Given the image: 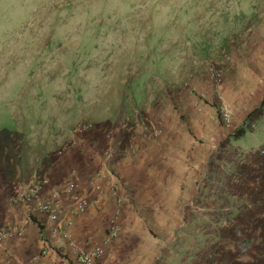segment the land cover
Segmentation results:
<instances>
[{
    "label": "rangeland",
    "instance_id": "rangeland-1",
    "mask_svg": "<svg viewBox=\"0 0 264 264\" xmlns=\"http://www.w3.org/2000/svg\"><path fill=\"white\" fill-rule=\"evenodd\" d=\"M242 64L252 77L237 74ZM74 140L113 163L146 141V165L163 174L154 183L235 182L256 193L264 187L252 163L264 157V0H0V157L12 181L0 188V209H15L13 188L23 186L9 161L35 164L47 151L48 162Z\"/></svg>",
    "mask_w": 264,
    "mask_h": 264
},
{
    "label": "crops",
    "instance_id": "crops-1",
    "mask_svg": "<svg viewBox=\"0 0 264 264\" xmlns=\"http://www.w3.org/2000/svg\"><path fill=\"white\" fill-rule=\"evenodd\" d=\"M237 74L253 75L246 66L238 68ZM144 144L147 142L137 141L129 154L131 157L121 158L117 163H113L102 148L99 150L92 143L79 140L62 148L59 155L51 153L48 162L45 160L47 151L35 164L26 156L8 162L16 179L24 172L19 179L23 186L47 180L50 186L45 198L51 197L55 190L64 189L75 173L82 179L79 188L82 195L92 201L99 200L74 218L71 227L64 224L70 217L65 214L59 225L60 234L50 240L53 250L50 258L57 260L60 253L73 260L76 248H94L106 237L115 210L114 199L98 197L90 183L96 173H101V183L107 189L113 184L119 185L124 204L120 237L95 264H262L264 187L254 193L252 184L242 188L235 182L218 189L203 186L186 190L178 187L177 181L174 187L169 183H154L153 180H160L163 174L146 165L148 161L141 150ZM4 163L0 157V188L10 181L2 177L7 168ZM125 163L131 164L124 166ZM252 163L257 165L256 174L264 182V157L255 156ZM111 169L127 176L129 186L121 187ZM170 176L175 180L185 177L177 172ZM68 205L65 203L66 211ZM0 221L6 222L3 226L28 229L22 240H9L3 245L0 264H6L8 259L11 264H28L40 252L42 239L49 237L50 224L44 226L34 217L31 219L25 207L1 208Z\"/></svg>",
    "mask_w": 264,
    "mask_h": 264
},
{
    "label": "built area",
    "instance_id": "built-area-1",
    "mask_svg": "<svg viewBox=\"0 0 264 264\" xmlns=\"http://www.w3.org/2000/svg\"><path fill=\"white\" fill-rule=\"evenodd\" d=\"M222 63L216 62L213 66V76L216 84L223 81ZM222 121L230 125L232 118L225 106H220ZM110 156V154H108ZM101 173H96L91 179V185L98 197L110 196L114 199L115 210L110 219L106 237L94 248L79 249L76 248L73 253L74 259L58 253V259L52 260V246L50 240L60 234V223L65 214H68L69 220L64 224L71 227L74 224V218L85 213L91 206L99 202L98 199L92 201L89 196H83L80 192L81 177L73 174L72 180H69L64 189L55 190L51 197L45 198V192L49 188L50 183L47 180L35 181L27 186H17L15 188V196L12 203L16 207H25L28 214L37 220V223L47 226L49 237L42 239V247L38 255H36L28 264H95L97 260L106 255L110 248L120 237L121 234V217L123 214L122 207L124 199L120 194L119 185H111L108 189L102 185ZM103 181V180H102ZM68 202V211H66L65 203ZM48 223V224H47ZM27 227H9L0 226V249L9 240H22L27 235ZM6 264H11L8 259ZM215 264V263H210Z\"/></svg>",
    "mask_w": 264,
    "mask_h": 264
},
{
    "label": "trees",
    "instance_id": "trees-1",
    "mask_svg": "<svg viewBox=\"0 0 264 264\" xmlns=\"http://www.w3.org/2000/svg\"><path fill=\"white\" fill-rule=\"evenodd\" d=\"M244 136V127L237 130V132L234 135V139L239 140Z\"/></svg>",
    "mask_w": 264,
    "mask_h": 264
}]
</instances>
